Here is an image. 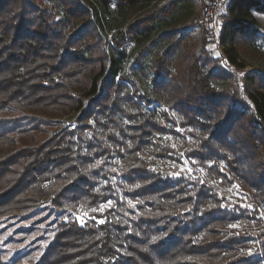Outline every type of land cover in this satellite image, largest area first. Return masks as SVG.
Segmentation results:
<instances>
[{
	"label": "trees",
	"instance_id": "1",
	"mask_svg": "<svg viewBox=\"0 0 264 264\" xmlns=\"http://www.w3.org/2000/svg\"><path fill=\"white\" fill-rule=\"evenodd\" d=\"M155 2L0 0V216L48 203L67 217L59 221L54 239L35 264L264 261V229L255 234L258 242L249 254L240 250L250 247L254 234L227 228L229 219L250 215L248 208H228L202 178L166 175L137 154L155 132L168 129L151 116L139 118L133 127L134 162L125 173L133 185L124 192L143 199L141 209L120 200L113 182L100 185L99 178L111 173L107 164L114 147L87 121L94 117L103 124L104 115L108 123H118L124 97L133 100L129 93L123 95L130 79L124 72L126 44L142 46L143 55L161 40L165 42L153 64V81L181 112L183 126H200L207 133L185 155L222 182L239 177L254 195H259L257 190L264 197V74L254 71L244 77L243 97L228 86H215L218 73L203 72L196 61L180 67L179 59L187 57L178 54L183 35L166 29L150 38L176 1L152 8ZM255 12L264 13V0H230L222 16L223 54L240 69L246 65L238 44L254 41L259 32ZM171 61L179 67V78ZM135 98L138 106L140 101L153 103L144 93L137 92ZM76 112L78 124L63 126L61 119ZM88 129L94 130L90 136ZM121 132L127 134L123 128ZM107 135L120 142L117 134ZM172 152L163 147L154 155L174 158ZM221 159L224 168L217 163ZM209 161L215 163L208 166ZM113 196L115 203L104 212L77 213L79 204L97 208ZM0 264H9L1 253Z\"/></svg>",
	"mask_w": 264,
	"mask_h": 264
},
{
	"label": "rangeland",
	"instance_id": "2",
	"mask_svg": "<svg viewBox=\"0 0 264 264\" xmlns=\"http://www.w3.org/2000/svg\"><path fill=\"white\" fill-rule=\"evenodd\" d=\"M176 1V8H172V12L165 19L159 21L150 38L155 37L158 33L169 29L175 32L176 37L184 36V43L180 46V52L186 53L187 57L178 59L181 63L189 64L196 61L200 70L203 72L218 73L214 79V85L217 87L228 86L230 89L239 92L246 97L244 90V77L248 73L254 71L264 74V13L255 12L258 20L259 32L253 39H244L238 44V53L240 59L245 63L244 69L237 68L227 62L223 54V45L220 42V30L222 25V16L226 13L227 4L218 16L207 14V6L210 0H157L152 4V8H161L163 5L171 6V2ZM111 36V35H110ZM206 37V41H203ZM174 38V37H173ZM168 40V39H167ZM165 41L157 40L152 43L151 50H147L140 55L142 46H137L134 42L126 44L128 57L125 62L124 72L130 77L127 85L123 90V95L129 93L133 100L139 102L135 95L144 93L153 100L152 104L140 101V105H136L135 101L125 96L122 105L124 110L117 114L118 123H108L107 118L103 115L101 120L103 124L96 123L94 117L88 119V123L93 124L95 130L104 137L114 147V155L110 158L107 167L111 173L108 178L100 177V185H105V181L113 182L116 186L118 197L120 200L126 199L132 201L133 206L130 208L139 211L140 203L143 199L133 198L124 192V188H130L133 183L128 179L126 173L127 167L134 162L135 150L130 134L133 127L137 124V120L145 116H151L158 121L163 122L168 129L162 132H155L144 145L142 151L137 154L145 157L151 165V168L160 170L169 176L184 175L190 180L203 179L207 181L219 196L223 198L222 204L228 208L237 209L236 205L246 207L251 204L252 208H248L252 213L241 214L238 218L229 219L227 228H235L241 231H247L253 235L250 240V247L240 250V253L251 252L255 249L258 239L255 236L259 231L264 229V198L262 195H254L252 189L244 184L243 179L234 177L231 182H222L221 177L209 170L207 167L199 166L195 159H191L185 155V152L200 142V137L207 135L200 126L187 125L183 126V116L181 112L172 107L169 98L164 95L159 87L153 81L154 69L153 64L156 57L162 51ZM216 53L220 55L217 56ZM177 62V61H176ZM170 68L172 73L177 72L179 78L178 66L171 61ZM243 73V75H240ZM238 87V88H236ZM238 89V90H236ZM85 105L84 108L86 107ZM141 108L142 112H139ZM80 112L66 115L61 120L63 126L74 127L78 124L77 117ZM108 123V126L104 125ZM123 128L127 134L121 132ZM94 130H87L85 133L90 136ZM113 132L120 138V142H113L108 137V133ZM175 145V147H173ZM171 147L175 152L172 157H157L154 155L155 150ZM101 159L96 160L100 163ZM215 162L209 161L208 166ZM220 167L224 168L226 163L224 160H218ZM192 168V172H188V168ZM178 173V175H177ZM191 186V184L189 185ZM249 188V189H248ZM113 196L108 201H112V205L116 201ZM107 201V202H108ZM107 202L102 203L99 207L86 208L84 204L78 205V211L82 214H89L92 211L104 212L110 208ZM129 204V203H128ZM103 206V210H101ZM127 213L130 214V210ZM255 210H258L257 213ZM66 216V215H65ZM63 213H59L57 209H53L48 203H43L34 211L15 214H6L0 216V253L6 263L35 264L45 253L47 247L54 239L55 232L58 228L59 221L65 217ZM236 225V227H231ZM222 233H227L222 231ZM264 264V261L262 262Z\"/></svg>",
	"mask_w": 264,
	"mask_h": 264
},
{
	"label": "built area",
	"instance_id": "3",
	"mask_svg": "<svg viewBox=\"0 0 264 264\" xmlns=\"http://www.w3.org/2000/svg\"><path fill=\"white\" fill-rule=\"evenodd\" d=\"M229 1L230 0H210L209 5L207 6V14L214 17L218 16L223 8V5Z\"/></svg>",
	"mask_w": 264,
	"mask_h": 264
},
{
	"label": "snow or ice",
	"instance_id": "4",
	"mask_svg": "<svg viewBox=\"0 0 264 264\" xmlns=\"http://www.w3.org/2000/svg\"><path fill=\"white\" fill-rule=\"evenodd\" d=\"M216 55L219 56L220 54L219 53H216ZM240 75H243V73H241ZM173 147H175V145H173ZM101 163H102V161H101ZM95 166L96 165H93V167H95ZM187 170H188V172H192L193 171V169L190 168V167ZM177 175H178V173H177ZM105 183H107V181H105ZM97 191H99V189H97ZM128 203H129L130 206H133V207L135 206V205H133L132 201H128ZM107 204L109 206H111L112 205V201H108ZM246 207L252 208V205L251 204H248V205H246ZM101 210H103V206H101ZM261 215H262V217H264V212H262ZM65 219H67V217H65ZM77 219H80V222L82 224L84 223L83 219H81L80 217H77ZM100 222L103 223L104 221L102 220ZM231 227H236V225H232ZM249 254H251V250H249Z\"/></svg>",
	"mask_w": 264,
	"mask_h": 264
}]
</instances>
